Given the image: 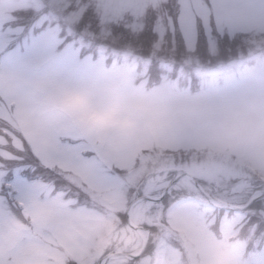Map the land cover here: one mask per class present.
<instances>
[{
	"label": "snow or ice",
	"instance_id": "snow-or-ice-1",
	"mask_svg": "<svg viewBox=\"0 0 264 264\" xmlns=\"http://www.w3.org/2000/svg\"><path fill=\"white\" fill-rule=\"evenodd\" d=\"M0 264H264V0H0Z\"/></svg>",
	"mask_w": 264,
	"mask_h": 264
},
{
	"label": "rangeland",
	"instance_id": "rangeland-1",
	"mask_svg": "<svg viewBox=\"0 0 264 264\" xmlns=\"http://www.w3.org/2000/svg\"><path fill=\"white\" fill-rule=\"evenodd\" d=\"M219 112L231 113L234 119L226 126L217 123ZM213 145L234 144L255 133V122L240 101L226 99L222 108L205 120L196 122ZM231 130V131H230Z\"/></svg>",
	"mask_w": 264,
	"mask_h": 264
},
{
	"label": "clouds",
	"instance_id": "clouds-1",
	"mask_svg": "<svg viewBox=\"0 0 264 264\" xmlns=\"http://www.w3.org/2000/svg\"><path fill=\"white\" fill-rule=\"evenodd\" d=\"M217 123L221 126H226L228 125L233 119L234 117L232 116L231 113H224V112H219L217 114ZM231 131V130H230ZM226 144V143H225Z\"/></svg>",
	"mask_w": 264,
	"mask_h": 264
}]
</instances>
